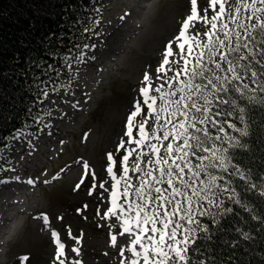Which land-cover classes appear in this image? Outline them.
Listing matches in <instances>:
<instances>
[{"label": "rangeland", "instance_id": "rangeland-1", "mask_svg": "<svg viewBox=\"0 0 264 264\" xmlns=\"http://www.w3.org/2000/svg\"><path fill=\"white\" fill-rule=\"evenodd\" d=\"M250 3L251 0H225L224 15L212 20L217 25L215 29L201 19L191 21L184 29L193 9L199 16L211 19L219 6L214 11L209 0H196L195 5L192 0H96L91 17L96 16L99 26L85 32L88 37L82 42L85 50L75 55L74 50L66 48L62 54L68 64L55 66L46 73L45 90L36 96L35 106L23 127L0 148V264H131L133 259L144 264L142 256L136 257L132 252L133 239L139 234L147 244L146 235L157 234L141 231L145 227L150 229L151 225L141 223L138 228L136 212L129 208V204H144L137 195L142 180L147 181L144 197L162 195L172 201L160 199L146 205L145 211L161 213L158 219L164 218L165 209L174 208L175 201H181L187 208L184 197H172L173 186L190 194L191 190L184 188L181 179L189 183L195 180L194 186L200 190L209 173L217 176L212 199L224 201L230 192H222L218 187L227 185L221 183L213 170L217 167L206 170L201 167L219 165L217 158L223 157L220 145L214 141L204 146L209 151L200 153L197 149L189 150L184 141L189 138L190 127L196 131L207 125L216 128V131L209 127L202 131L208 132L207 137H228L222 119L211 116L220 84L213 72L222 78H232L231 73L223 70L226 65L221 57L227 53L228 59L237 61L240 55L255 54L248 33L254 25H259L256 17L264 19V13L253 17L252 9L245 8ZM257 7L264 5L257 3ZM236 8L240 9L239 13ZM91 17H88L90 23ZM224 24L227 29L223 28ZM90 32L96 33L90 37ZM181 32L185 35L178 41ZM217 37L227 46L221 47ZM77 43L73 42L74 47ZM181 43L185 50L177 55ZM244 44L253 49L251 54ZM169 45L172 54L166 56ZM189 47L191 55L187 51ZM237 47L239 52L232 51ZM165 58L169 63H164ZM255 60L245 63L252 64ZM216 62L222 65L221 70L216 69ZM237 62L243 65L242 60ZM186 63L187 72L183 71ZM193 69L203 70L204 76H193ZM238 71L243 69L238 67ZM146 73L148 81L144 80ZM205 77H212L217 87L205 88ZM189 82L191 87L187 86ZM244 82L251 85L248 79ZM148 85L152 86L148 95L157 97L155 111L148 106L152 104L149 99L147 104L141 103V111L132 117L137 101L146 99L140 89ZM157 88L161 92H156ZM42 92L47 95L43 97ZM162 93H167L166 101L171 103L161 100ZM185 104L203 107L197 112L195 107L185 108ZM161 107L167 110L162 112ZM209 118L212 120L207 124ZM142 123L144 135L139 131ZM227 123L232 125L230 120ZM129 131L131 136L127 135ZM165 132L171 133L167 140L163 139ZM139 140L143 143H136ZM121 144L123 147H118ZM152 145L159 151L153 150ZM168 145L172 146L171 154ZM129 152L132 155L125 176L123 156ZM109 153L112 160L108 159ZM161 158L167 159L168 164H157ZM135 164H139L140 171L134 170ZM177 165L185 169L186 175L176 177ZM109 167L112 173L108 172ZM160 168L172 171L174 185H167L169 177H162ZM196 172L198 177H194ZM158 180L161 182L157 183ZM126 182L128 195L124 194ZM157 187L162 189L161 194L154 191ZM200 204L209 213L219 210L207 201H199L198 208ZM109 209H114L115 215ZM182 215V211L177 212L172 219L186 228H196V224L181 220ZM193 216L204 225L199 211L193 212ZM125 219L130 221V233L124 230ZM113 236L117 238L115 244ZM182 236L183 229H178L177 239ZM60 244L64 245L63 254ZM136 250L143 253L140 245H136Z\"/></svg>", "mask_w": 264, "mask_h": 264}, {"label": "trees", "instance_id": "trees-1", "mask_svg": "<svg viewBox=\"0 0 264 264\" xmlns=\"http://www.w3.org/2000/svg\"><path fill=\"white\" fill-rule=\"evenodd\" d=\"M96 0H0V148L7 138L24 125L29 117L35 99L43 89L46 73L55 66H66V48L72 47L74 54L78 47L73 41L82 38L89 8ZM255 50V58L264 59V30L258 26L248 34ZM81 42V41H78ZM243 64L246 62L242 60ZM253 70L260 68L255 62ZM239 81L227 79L219 84L218 100L214 104L215 115L222 119L226 136L207 137L201 129L193 132L191 138L202 147L218 143L225 158V172L221 167L213 170L220 179L238 195L230 200L231 193L224 196L223 207L232 209L228 213L220 210L204 215L202 221L214 237L211 249L202 246L194 253L196 259L203 258L207 264H264V101L261 94L249 101L232 91L226 93L223 87L232 88ZM221 98L236 100L237 105L224 104ZM239 107L245 111L240 112ZM231 112V115L228 113ZM243 116L240 120L238 117ZM230 120L236 127H230ZM209 127V126H207ZM216 131V128L209 127ZM245 133V134H242ZM220 137V138H219ZM203 153L201 147H195ZM232 164L238 165L245 178L229 175ZM255 185V187H252ZM236 200L239 203L235 202ZM250 238L246 239L237 230ZM195 247V246H193ZM191 251V250H190ZM203 253V256H201Z\"/></svg>", "mask_w": 264, "mask_h": 264}, {"label": "snow or ice", "instance_id": "snow-or-ice-1", "mask_svg": "<svg viewBox=\"0 0 264 264\" xmlns=\"http://www.w3.org/2000/svg\"><path fill=\"white\" fill-rule=\"evenodd\" d=\"M192 3L193 5H195L196 0H192ZM257 3H259V5H264V0H251L250 4L245 5V8L252 9L253 17H256V13H264V7H257ZM209 6L214 11L216 10L217 6H219V11L216 12L215 16H213L211 19H208L207 17L199 16V14L195 11V9H193L192 14L188 16L187 20L185 21L183 25L184 29H187L189 27L190 22L195 19H201L202 21L207 20L208 23L211 24V29H215L217 25L216 23H212V20H218L220 17L224 15L225 0H209ZM207 10L208 9L206 8L205 11ZM235 11L236 13H239L240 9L236 8ZM256 18L260 20L258 27L264 30V19H261L260 17H256ZM227 27H228L227 24L223 25L224 29H227ZM241 27L243 26L241 25ZM253 27L255 28L257 26L254 25ZM209 32L210 30L206 31L204 34L208 35ZM184 35L185 33L181 32L180 35L177 37V40L179 41L182 37H184ZM225 35H227V32H225ZM217 40H219V37H217ZM219 43L221 47L227 46L225 45L223 40H219ZM262 43H264V41H262ZM243 47L248 48V51L250 54L253 52V49L249 48L248 44H244ZM184 50H185L184 44L181 43L179 45V51L176 54L180 55L184 52ZM187 51H188V54L191 55L192 48L189 47ZM232 51L239 52V48L238 47L234 48L232 49ZM171 54H172V46L169 45L168 53L166 54V56L171 55ZM201 55L203 54L201 53ZM213 55H217V53H213ZM261 56L264 57V49H261ZM221 59L225 62V65H226V67L223 70L232 74V80L240 82L239 84L233 85L232 88L223 87L222 90L224 92L229 93V92L235 91L239 93L241 96H247V99L249 101H252V100H255L256 97L254 95L248 96L247 93L248 92L256 93L257 91H259V93L261 94L259 98L260 100L264 101V59L255 60V63L257 65H260V68L257 70H253L254 66L250 63L239 65L237 62L239 60L247 61L250 59H255L254 55H251V56L250 55H240L238 56L237 61H233L231 59H228V54L225 53L221 57ZM164 63L165 64L169 63L167 58H165ZM197 63H199V57L197 58ZM215 67L217 70L222 69V65L218 62H216ZM238 67L242 68L243 72L238 71ZM157 71H161V69H157ZM183 71L187 72V63L185 64V68L183 69ZM177 75H179V73H177ZM195 75L204 76V72L203 70H201L200 72H196V70L193 69V76ZM213 77L216 81H220L222 85L224 81L228 79L226 76L222 78L221 76L216 75L215 72H213ZM205 78L207 79V85L204 86L205 88H207L208 85H211L213 88L217 87V85L213 83L212 77H205ZM245 79L250 80L251 85L249 83H245L244 82ZM144 80L145 81L149 80V76L147 73L144 76ZM187 86L191 87L192 86L191 82H189ZM151 87H152L151 85H148L147 87L140 89L141 93L146 97V99L143 100L142 102L137 101L135 105L136 111L132 113V117H136L137 114L141 111V103L147 104L149 99L152 100V104H149L148 106L150 108H153V105L156 103V97L148 95L149 89ZM196 88L199 89L200 85H196ZM217 90L219 91L221 89H217ZM155 91L161 92V89L157 88L155 89ZM180 91H183V88H181ZM44 94L47 95V93H44ZM166 97H167V93H162L160 98L162 101H166ZM188 98L190 99V97ZM203 98L207 102V98L206 97H203ZM166 102L171 103V101H166ZM221 102L224 104H232L234 106L237 105L236 100L230 101V100L221 98ZM175 103L179 105L180 101H175ZM184 107L185 108L195 107L196 111L200 112L203 106L196 107L195 104L193 105L185 104ZM166 110L167 109L165 107H161L160 109V111L162 112ZM238 110L240 112L245 111L244 107H239ZM153 111H155V108H153ZM231 114H232L231 112L228 113V115H231ZM173 115H175V113H173ZM132 117L129 118V123H128L129 128H131ZM238 118L240 120L244 119L243 116H240ZM194 126L195 125H193V127ZM180 127L184 128V124H181ZM230 127L235 128L236 125L232 124L230 125ZM139 131L141 132V135H144V124L143 123L140 125ZM170 134L171 133H168V132L163 133V139L167 140ZM242 134H245V133H242ZM127 135L131 136L132 135L131 131H129ZM192 138L197 141H200V137H192ZM136 143H143V141L139 140V141H136ZM184 145L185 147L189 146L187 138L184 141ZM196 146L201 147V150L204 152H207L210 150L206 147H202V142H200ZM118 147H123V144L119 145ZM151 147L153 148V150L157 152L159 151L158 149H156L155 145H152ZM167 150L171 154L173 151L172 146L168 145ZM177 151H180V149H177ZM131 155L132 153L129 152L128 155L123 156V163L125 165L123 171H124L125 176L128 175L129 170L127 167V162H128L129 156ZM193 155H195V152H193ZM108 159L112 160V153L108 154ZM198 159L204 160V159H207V157H198ZM217 159H219V165L213 163L211 165H201V167L205 170L207 169V167H221L225 172H227L228 167L225 166V158L218 157ZM161 162H163V164H168L167 159L161 158L156 161L157 164H160ZM85 167H87V165H85ZM231 167L233 168V172L229 173V175H238L241 178H245V173L239 168L238 165L232 164ZM177 168H179V173L176 174L177 178H180V174L186 175L184 168L180 167L179 165H177ZM107 170L109 173H112L111 167H109ZM134 170L137 172L140 171L139 164L134 165ZM159 171L162 177L163 176L169 177V179H167L166 181L167 185H174V181L171 178L173 176L172 171L167 170L165 168H160ZM145 175H150V173H145ZM208 175H209L208 181L205 183V186L201 188L200 190H197V188L194 186L195 180H193L192 183H189L188 181L181 179V184L184 185V188L191 190L190 194L189 192L182 190L180 187L173 186L172 187V197L173 198L177 196L184 197L185 200L187 201L188 206L187 208H184L182 206L181 201H175L174 208L172 210L169 211L165 209L163 211V217H164L163 219H158V217L161 216L160 212H156L152 209H148V211H145V207L149 203H157L160 199H164L167 203H172V201L168 200L167 197H164L162 195L158 197H144L143 189L147 181L142 180L140 182L139 189L137 190V195L140 196L144 200V204H129V208L133 209L136 212L135 220L137 222L138 228L140 227L141 223H143L146 226L151 225L150 229L148 227H145L141 229V231H144L145 233L150 232V233L157 234V236H153L151 234L146 235V239L149 241V243L147 244L143 243V240L145 239V237H141L139 234H136L133 239L132 252L134 253L136 257L142 256L144 264H207L205 259L203 258L196 259L193 254L196 252H199L202 246L204 245H208V248L205 249V251L210 250L211 249L210 242H214V237L208 226L201 225V223L194 218L193 212L199 211V215L201 216L212 215L213 219L215 220L216 214L209 213L208 209L204 208L202 204L199 205V208L197 207V204L199 201H207L208 205L210 206L214 205L216 208H218L220 210V213H228L232 211V209L229 207H223L224 205L223 200L217 201V200L212 199V195H213L212 190H213V187L216 186V180L218 179V177L211 173H209ZM198 176H199V172L194 173V177H198ZM113 179H115V176H113ZM219 179H223V177H220ZM153 180H156V177H153ZM160 182L161 181L159 180L157 181V183H160ZM117 183H119V181H117ZM218 187H220L222 192L227 191L231 193V195L229 196L230 200H235V197L238 195V193H236L235 188H230L224 185H220ZM252 187H255V185H252ZM127 189H128V184L126 182L125 192H124L125 195H128ZM154 191L158 194L162 193V189L159 187L155 188ZM194 197L196 198L195 200L193 199ZM235 202L239 203L238 200H236ZM113 205L115 208V199L113 200ZM181 211L184 213V215H182L180 219L181 220L186 219L188 224H196V228H186L184 227L183 224L177 223L172 219V217H175L177 215V212H181ZM109 212L115 215L114 209H109ZM141 213H143V216H141ZM124 224H125V229H124L125 232L130 233L131 231L129 227L130 221L128 219H125ZM157 224L162 225V227H157ZM178 229H183V236L179 240L177 239ZM237 231H239L240 235L244 236V238L246 239L250 238L248 234L244 233L242 230L238 229ZM112 242L114 244L117 243V238L115 236L112 237ZM57 243H59L58 240H57ZM136 245H140L143 248V253L136 250ZM59 248L61 250V254H63L62 250L64 248V245L60 244ZM121 255H123V253H121ZM201 256H203V253H201ZM131 264H140V261L133 259L131 260Z\"/></svg>", "mask_w": 264, "mask_h": 264}, {"label": "bare ground", "instance_id": "bare-ground-1", "mask_svg": "<svg viewBox=\"0 0 264 264\" xmlns=\"http://www.w3.org/2000/svg\"><path fill=\"white\" fill-rule=\"evenodd\" d=\"M9 146V145H8Z\"/></svg>", "mask_w": 264, "mask_h": 264}]
</instances>
